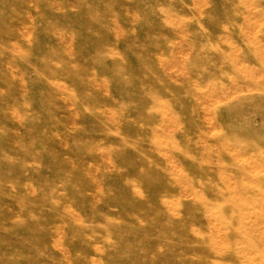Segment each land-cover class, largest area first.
I'll return each mask as SVG.
<instances>
[{
    "label": "rangeland",
    "instance_id": "1",
    "mask_svg": "<svg viewBox=\"0 0 264 264\" xmlns=\"http://www.w3.org/2000/svg\"><path fill=\"white\" fill-rule=\"evenodd\" d=\"M90 263L264 264V0H0V264Z\"/></svg>",
    "mask_w": 264,
    "mask_h": 264
},
{
    "label": "bare ground",
    "instance_id": "2",
    "mask_svg": "<svg viewBox=\"0 0 264 264\" xmlns=\"http://www.w3.org/2000/svg\"><path fill=\"white\" fill-rule=\"evenodd\" d=\"M168 16V15H167ZM244 16V15H243ZM256 23L254 22H248L247 24H246V27H245V34H246V38L247 39H249V40H251L252 39V37L254 36V32H255V26L257 25H255ZM257 29V28H256ZM254 30V31H253ZM254 33V34H253ZM257 35V34H256ZM255 35V36H256ZM69 38H67V40H68ZM242 39V38H241ZM60 40V39H59ZM66 40V41H67ZM72 40V39H71ZM61 41V40H60ZM65 41V42H66ZM64 42V39H63V43H65ZM247 42V41H246ZM249 42V41H248ZM260 43V42H259ZM259 43H257V44H255V47L258 49V50H261V47L262 46H260L259 47ZM65 44H67V42L65 43ZM248 45H249V43H247ZM261 44H263L262 42H261ZM71 45V44H70ZM67 46H65V48H66ZM250 48V47H249ZM70 49V48H69ZM72 51V50H71ZM254 51V50H253ZM248 52V51H247ZM177 53V52H176ZM257 56V55H256ZM260 56V55H259ZM239 57H241V56H239ZM238 57V58H239ZM243 61V60H242ZM245 64H246V62H245ZM252 65V64H251ZM223 66V65H222ZM63 69V68H62ZM70 69V68H69ZM66 70V69H65ZM235 70V69H234ZM172 73V72H171ZM170 73V74H171ZM173 74V73H172ZM181 74V73H180ZM249 76H251V79H252V77H254L256 74H260L259 73V71H248V73H247ZM93 78V77H92ZM92 78H89V79H92ZM93 81V80H92ZM251 84H253L251 81H246V82H239V83H233V84H231V85H229V87L230 88H228V89H230L229 90V92H231L232 94H233V96H238V95H240V94H249V86L251 85ZM156 85H158V84H156ZM158 87V86H157ZM221 93V92H220ZM69 94V93H68ZM213 95H215L214 93H213ZM217 95H218V92H217ZM224 95L226 96V93H224ZM223 95V96H224ZM220 96H222V95H220ZM222 96V97H223ZM225 96L223 97L224 99H225ZM217 97V96H216ZM219 97V96H218ZM222 97H220L221 99H222ZM68 98V97H67ZM70 98V97H69ZM219 99V98H218ZM220 100V99H219ZM227 100H228V98H227ZM158 101V100H157ZM64 102V101H63ZM71 104V103H70ZM155 104V103H154ZM67 105H68V103H67ZM157 106V105H156ZM73 108V107H72ZM74 112H75V110H74ZM75 114V113H74ZM74 116V115H73ZM114 129H116L117 130V128H114ZM137 130V129H136ZM154 131H155V129H154ZM138 132V131H137ZM156 132V131H155ZM130 133V132H129ZM153 134V133H152ZM204 134V133H203ZM157 136V135H156ZM154 137V136H153ZM154 139V138H153ZM151 141V140H150ZM114 148H116V147H114ZM185 153V152H184ZM126 156V155H125ZM129 156V155H128ZM190 157V156H189ZM123 158V157H122ZM191 158V157H190ZM179 161V160H178ZM132 162V161H131ZM166 162V161H165ZM135 164V163H134ZM140 167V166H139ZM140 169V168H139ZM145 170V169H144ZM137 171V170H136ZM125 172H126V170H125ZM127 174V173H126ZM140 174V173H139ZM138 174V175H139ZM175 174V173H174ZM153 175H155V174H153ZM185 175H186V173H185ZM148 176V175H147ZM156 177H157V175H156ZM185 178V177H184ZM160 180V179H159ZM176 180H177V178H176ZM191 180V179H190ZM144 181V180H143ZM186 181V180H185ZM192 181V180H191ZM115 182H116V180H115ZM146 182V181H145ZM154 183V182H153ZM160 183V182H159ZM164 183H166V182H164ZM167 184V183H166ZM132 185H133V183H132ZM154 185V184H153ZM198 185H200V184H198ZM155 186V185H154ZM163 187H164V185H162ZM166 187V186H165ZM123 188V187H122ZM134 187H132V189H133ZM147 188V187H146ZM135 190V189H134ZM115 192V191H114ZM138 191L136 190V193H137ZM218 192V191H217ZM139 193V192H138ZM116 196V195H115ZM111 199H112V197H110ZM139 198H141V197H139ZM109 199V198H108ZM133 199V198H132ZM135 200V199H134ZM165 200V199H164ZM163 201V200H162ZM173 201V200H172ZM222 201V200H221ZM223 201H224V199H223ZM226 201V200H225ZM149 202H150V200H149ZM164 202V201H163ZM108 203V202H107ZM173 203V202H172ZM171 203V204H172ZM152 204V203H151ZM221 204V203H220ZM222 204H223V202H222ZM141 205H143V204H141ZM163 205V204H162ZM165 205V204H164ZM171 206V205H170ZM215 206V205H214ZM222 207H223V205H222ZM116 208V207H115ZM167 208H169V207H167ZM166 208V209H167ZM220 208V207H219ZM150 209V208H149ZM213 209H214V207H213ZM222 209V208H221ZM220 209V210H221ZM232 209V208H231ZM134 210V209H133ZM160 210V209H159ZM63 211H64V209H63ZM86 211V210H85ZM135 211V210H134ZM167 211V210H166ZM205 211V210H204ZM215 211V210H214ZM125 212V211H124ZM131 212V211H130ZM141 212H144V211H141ZM151 212V211H150ZM149 212V213H150ZM169 212V211H168ZM64 213H65V211H64ZM103 213V212H102ZM138 213V212H137ZM148 213V212H147ZM172 213V212H171ZM141 214V213H140ZM170 214V213H169ZM171 215V214H170ZM217 215V214H216ZM230 215V214H229ZM69 216H70V214H69ZM72 216V215H71ZM70 216V217H71ZM173 216V215H172ZM206 216V215H205ZM214 217V216H213ZM217 217H219L220 218V216H217ZM174 218H175V216H174ZM207 218V217H206ZM218 218V219H219ZM205 219V218H204ZM209 219V218H208ZM224 219V218H223ZM215 220H217V219H215ZM228 220V219H227ZM134 222V221H133ZM222 222V221H221ZM228 222V221H227ZM139 223H140V221H139ZM214 223V222H213ZM224 223H225V221H224ZM78 224V223H77ZM82 224V223H81ZM223 224V223H222ZM227 224V223H226ZM118 226H120V225H118ZM140 227V226H139ZM194 227H195V225H194ZM105 228V227H104ZM193 228V227H192ZM226 228V227H225ZM122 229V228H121ZM167 229H168V227H167ZM170 229V228H169ZM195 230H196V228H194ZM129 230V229H128ZM140 230V229H139ZM176 230V229H175ZM190 230V229H189ZM165 231V230H164ZM170 232V231H169ZM166 233H168V232H166ZM190 233H191V230H190ZM170 234V233H169ZM123 235V234H122ZM172 235V234H171ZM210 235V234H209ZM134 236V235H133ZM200 236V235H199ZM241 236V235H240ZM124 237V236H123ZM160 237V236H159ZM168 237V236H167ZM125 238V237H124ZM169 238V237H168ZM232 238V237H231ZM243 238V237H242ZM120 239V238H119ZM149 239V238H148ZM167 239V238H166ZM89 240V239H88ZM107 240V239H106ZM122 240V239H121ZM178 240H179V238H178ZM177 240V241H178ZM231 240V239H230ZM232 240H233V238H232ZM119 241V240H118ZM235 241V240H234ZM239 241H240V239H239ZM169 242V241H168ZM165 243V242H164ZM237 243V242H236ZM114 244V243H113ZM120 246V245H119ZM122 246V245H121ZM167 246V245H166ZM172 246V245H171ZM170 247V246H169ZM177 247H179V246H177ZM94 248H95V246H94ZM127 249V248H126ZM82 251H83V248H82ZM131 251V250H130ZM102 252V251H101ZM132 252V251H131ZM136 252V251H135ZM212 252V251H211ZM98 253V252H97ZM104 253V252H103ZM102 253V254H103ZM216 255V254H215ZM214 255V256H215ZM216 256H219V255H216ZM138 257V256H137ZM100 259V258H99ZM252 261V260H251ZM101 262V261H100ZM99 262V263H100ZM91 264V263H90ZM92 264H94V263H92ZM142 264V263H141Z\"/></svg>",
    "mask_w": 264,
    "mask_h": 264
}]
</instances>
